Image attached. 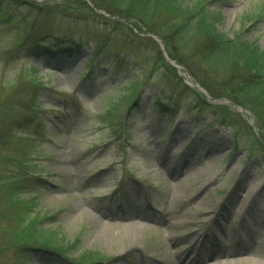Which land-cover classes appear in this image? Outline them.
<instances>
[{
  "label": "rangeland",
  "instance_id": "rangeland-1",
  "mask_svg": "<svg viewBox=\"0 0 264 264\" xmlns=\"http://www.w3.org/2000/svg\"><path fill=\"white\" fill-rule=\"evenodd\" d=\"M26 1L33 12L12 11L19 29L0 21V264H60L17 251L11 228L17 224L12 217L19 205L10 196L17 186L21 191L15 197L31 206L26 218H39L43 230L73 244L70 258L90 253L100 264H140L132 249L165 255L174 251L179 246L171 248L168 237L184 222L195 226L191 230L201 238L211 230L216 236L221 229L233 230L222 243L211 242L207 248L232 260L242 246L250 253L244 261L264 264V107L255 118L206 99L192 86L210 97L198 81L221 84L228 67L195 54L205 48L190 33L174 37L168 46L143 27L136 31L132 21L107 14L96 20L90 14L91 0L52 18L41 17L39 10L61 2ZM206 9L219 34L264 50V15L259 16L264 0H225ZM15 29L38 32L42 43L52 32L83 36L97 47L89 40L73 59L37 61L28 58L30 45H18ZM128 30L140 39L131 38ZM89 69L91 81L83 83ZM133 91L140 102L128 112ZM198 96L210 105L228 106L217 112L228 120L226 126L213 125L212 112L198 107ZM156 102L169 104V112ZM32 103L40 110H32ZM106 113L116 118L114 128L103 121ZM10 123L22 126H13L7 139ZM150 153L158 156L157 162H149ZM22 157L26 160L20 162ZM165 161L182 174L183 165L192 163L200 179L182 184L179 175L169 187ZM255 185L259 191L250 211L247 204L229 202L237 189ZM195 196L206 197V203H190ZM223 200H228L230 212L213 224L206 209ZM131 222L146 230L139 239L129 235L126 225ZM202 249L197 257L189 253L184 262H205Z\"/></svg>",
  "mask_w": 264,
  "mask_h": 264
},
{
  "label": "trees",
  "instance_id": "trees-1",
  "mask_svg": "<svg viewBox=\"0 0 264 264\" xmlns=\"http://www.w3.org/2000/svg\"><path fill=\"white\" fill-rule=\"evenodd\" d=\"M60 6L52 8H42L38 15L45 18L63 16L67 13L71 5L84 7L85 3L80 0H55ZM225 0H213L214 3H204L205 0H200L197 3H184L182 0H91L90 14L96 20H102V16L96 11L116 16L126 21H132L134 29L137 31L143 27L146 33L154 35L161 40H164L169 46V41L177 36L190 38H199L205 50H195L197 55L205 56L208 60L219 61L220 64L226 65L230 70L228 77L218 85H213L209 81H198L199 85L208 93L211 99L226 100L240 109H244L251 113L255 118H258L259 112L262 113L261 107H264V50H260L255 44L249 43L240 37L228 39L219 34L215 28V19L210 17L206 6L209 4H219ZM32 4L23 0H0V21H5L6 25L19 26L18 19L12 14L19 8L28 12H33ZM263 11V10H262ZM264 12L259 16H263ZM258 16V17H259ZM260 18V17H259ZM117 23V22H116ZM106 24V23H105ZM15 27L18 28L19 27ZM33 23L31 28L35 27ZM30 28V29H31ZM15 29V35L18 39V45L22 47L25 44L30 45L27 49L28 58L37 61L41 59L54 60L55 57H64L73 59L78 55L83 44L88 43L90 39L83 36L55 35L49 32L45 38L50 39L48 42L42 43L38 41L40 36L34 32H29L25 29ZM32 31V30H31ZM131 38L140 39L132 30L127 31ZM92 43V40H90ZM93 45V43H92ZM95 48L97 47L96 45ZM202 47V46H201ZM171 47H169L170 49ZM207 54V55H206ZM172 56V53H170ZM160 62L164 67L165 63L161 58ZM174 60V57H173ZM179 63V62H178ZM171 72L170 70H166ZM213 78L215 72H210ZM93 72L89 69V73L85 74L82 82L91 81ZM187 90V87L184 86ZM133 98L128 101L130 111L138 108L140 101L136 91H133ZM198 107L205 110H210L214 118V126H226L227 119L219 117L218 111L226 110L228 106L210 105L207 101H203L202 97L198 96ZM162 111L169 112V104L165 105L161 102H156ZM254 108V109H253ZM32 110H40L35 103H32ZM258 110V113H257ZM200 111H202L200 109ZM113 112V111H112ZM113 114V113H112ZM112 114L106 113L103 116V121L107 127L114 128L115 117ZM129 114V113H128ZM127 114V116H128ZM22 126L10 123L7 129V139L11 138V128L14 126ZM25 126V125H24ZM233 127V126H232ZM263 132L262 129H260ZM124 132V130H123ZM1 138V137H0ZM253 142L258 144L257 137ZM260 146V144H258ZM20 162L26 160L24 157ZM21 191V187H14L11 191L12 203L18 204V214L13 216L16 220V226L12 227V241L17 243V251L22 255L32 252L34 255L55 260L60 264H100L102 261L97 259L94 254L85 253L70 258L69 252L73 248L65 241L58 240L50 231L41 228L39 218H26L31 211V206L22 198H16ZM29 218V219H28ZM24 258V257H23Z\"/></svg>",
  "mask_w": 264,
  "mask_h": 264
},
{
  "label": "bare ground",
  "instance_id": "bare-ground-1",
  "mask_svg": "<svg viewBox=\"0 0 264 264\" xmlns=\"http://www.w3.org/2000/svg\"><path fill=\"white\" fill-rule=\"evenodd\" d=\"M149 162H157L158 156L154 153H150L148 156ZM165 172L167 175L168 183L167 185L170 187L173 183H175L178 179V177L181 176V183L187 181H197L200 179V173L196 171L194 165L192 163H185L183 165V168L185 171L182 174V170H176L174 166H171L169 163L165 161ZM180 175V176H179ZM244 188V186H243ZM172 191L175 192L174 189L171 188ZM259 186H254L252 189H242L236 191V194L233 198H229V202L234 206L235 203L241 206H245L247 204V208L250 211L252 204L254 203L255 197L258 195ZM196 201L197 206H202L204 203H206L207 198L201 197L198 198V196L192 197L190 199V203ZM228 201V200H227ZM226 200L221 201L219 204H216V206L212 209H206V214L208 215V218L213 221V224L218 221H221L223 218L228 216L229 210L226 209V204L228 203ZM227 202V203H226ZM226 203V204H225ZM248 211V212H249ZM257 215V214H256ZM263 223V222H262ZM261 223V224H262ZM177 232L174 236H170L169 242L170 246L177 247L174 251L171 249L168 250V253L160 254L157 251H153L152 253H145L142 250L132 249V252L134 253L137 260H139L140 264H186L184 262L185 257L192 253L193 257H197V252L199 248H203L202 250L206 252L207 260L205 262L197 261L193 264H257L256 262L252 260L244 261L243 258L249 257L250 253H248V250L245 247H241V251L238 254H235L231 257H226L222 253L211 251L207 248L206 245H209L211 242L222 243L223 239L228 238V234H232L233 230H230L229 232L220 230L219 235L216 236L214 232L209 231L210 234L206 235L205 238H201L203 235L199 236V233H194L191 229L195 226L191 225L190 223L181 222L177 224ZM169 227V226H167ZM127 230L129 231V235L135 239H139L143 233L146 232L142 226L136 225L134 222L129 223L126 225ZM214 228V227H213ZM256 233V232H255ZM257 235H259L257 233ZM203 239L201 245H198L199 240ZM187 242V243H186ZM173 256V260L167 259L170 256ZM231 260V262H229ZM192 264V263H187Z\"/></svg>",
  "mask_w": 264,
  "mask_h": 264
},
{
  "label": "water",
  "instance_id": "water-1",
  "mask_svg": "<svg viewBox=\"0 0 264 264\" xmlns=\"http://www.w3.org/2000/svg\"><path fill=\"white\" fill-rule=\"evenodd\" d=\"M84 2L88 4V2H87L86 0H84ZM153 40L155 41V43H157V44L159 45L158 41H157L155 38H153ZM161 51H162V50H161ZM171 63H173V62H171ZM173 64L175 65V63H173ZM185 78H186L187 82L190 81L189 78H188L187 76H185ZM190 83H191V82H190ZM192 86H193L194 88H196V89L198 90V92L203 93V95H204L207 99H209L208 96H207L204 92H202V90L198 89L197 86H194V85H192ZM211 101H212V102H218V103H220V104H226V102H224V101H214V100H211ZM246 114H247V113H246Z\"/></svg>",
  "mask_w": 264,
  "mask_h": 264
}]
</instances>
